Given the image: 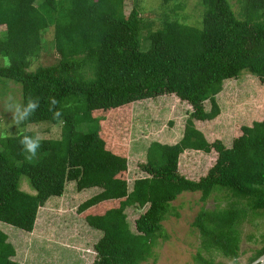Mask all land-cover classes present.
I'll list each match as a JSON object with an SVG mask.
<instances>
[{
	"label": "trees",
	"instance_id": "1",
	"mask_svg": "<svg viewBox=\"0 0 264 264\" xmlns=\"http://www.w3.org/2000/svg\"><path fill=\"white\" fill-rule=\"evenodd\" d=\"M124 2L0 0V26L6 27L0 29V79L21 84V105L29 97L40 101L19 130L7 138L0 133V223L32 232L39 210L75 182L79 191L97 189L77 210L102 232L93 263L141 264L153 255L162 222L181 193L201 192L206 201L225 190L232 200L202 207L193 221L201 245L195 257L197 264H222L204 255L218 252L241 264V225L250 212H264V117L240 124L230 144L210 139L199 125L220 118L229 82L241 86L255 78L264 88V0H201L202 19L193 24L180 15L179 2L157 30L136 7L125 13ZM51 27L58 61L31 74L26 69L40 56L43 33ZM52 97L59 120L48 110ZM168 97L186 107L182 135L173 142L152 140L136 166L142 176L132 181L134 105ZM41 122L61 123V136L41 137L29 163L19 139L35 136L28 126ZM190 151L213 158L199 177L181 170ZM23 176L33 193L21 188ZM130 208L137 213L134 228ZM263 253L264 244L248 264ZM16 254L0 228V264H23Z\"/></svg>",
	"mask_w": 264,
	"mask_h": 264
},
{
	"label": "rangeland",
	"instance_id": "2",
	"mask_svg": "<svg viewBox=\"0 0 264 264\" xmlns=\"http://www.w3.org/2000/svg\"><path fill=\"white\" fill-rule=\"evenodd\" d=\"M182 3L180 15H184L188 23H195L199 16L202 19L204 7L201 0H175L166 6L163 0H125L124 11L129 13L136 7L143 20L152 29L162 27V17L165 13L171 14V8ZM169 10V11H168ZM201 11V12H200ZM5 31V25L0 26ZM147 31V30H145ZM142 33L141 48L148 49L149 42ZM44 49L33 63L51 65L58 61L53 39V27L43 33ZM7 61V59H5ZM4 84L0 81V133H14L20 129L12 126L5 128L12 119V114L5 110V101L9 96L21 104V84L11 80ZM8 90L6 91V89ZM6 93H3L5 92ZM222 114L220 118L204 122L199 126L205 130L210 139L220 138L230 144L242 123L251 124L256 118L264 117V88L254 78L247 85L238 86L229 82L227 90L222 94ZM175 106L174 109L171 108ZM242 114V116H241ZM133 134L129 141L130 147V174L129 179L142 176L138 171L137 163L144 160L145 149L152 140L173 142L182 135L187 111L185 105L174 97L158 98L155 101L135 103L133 109ZM241 117L243 118L240 121ZM240 121V122H239ZM173 122V124L171 123ZM28 129L41 137H60L61 123L53 124L41 122L31 124ZM174 134L175 138L169 135ZM211 157L202 152H187L181 158V170L190 177H199L210 166ZM21 188L34 192L27 177L23 176ZM97 192V189L79 191L75 182L68 184L63 196L51 200L39 210L36 226L32 232L18 229L12 225L0 223L9 235L17 254L13 257L23 264H94V244L102 236V232L91 227L78 213V206ZM201 192H183L173 202V213L163 220V234L156 239L153 255L141 264H197L196 254L199 251L200 234L193 226V221L202 207L212 209L216 206H225L234 197L225 190H218L206 200L201 199ZM134 208L128 210L129 221L134 228V219L137 216ZM178 213V214H176ZM241 264H248L249 258L264 244V212H250L241 225L240 236ZM211 256L216 263L233 264V260L221 253H204Z\"/></svg>",
	"mask_w": 264,
	"mask_h": 264
},
{
	"label": "clouds",
	"instance_id": "3",
	"mask_svg": "<svg viewBox=\"0 0 264 264\" xmlns=\"http://www.w3.org/2000/svg\"><path fill=\"white\" fill-rule=\"evenodd\" d=\"M36 70L37 66L35 64L26 69V71L31 74H35ZM57 103L55 97L50 98L48 110L52 112L54 120H59L62 115V112L56 107ZM39 107V99H32L29 97L27 103L21 105L16 102L13 97L9 96L5 101V110L12 114V119L9 124L5 125V128L8 129L12 126L18 127L24 121L28 120ZM5 138H7V133H5ZM19 143L22 146L23 152L26 154L25 160L29 163L33 162L37 158V150L41 147L40 134L35 136L24 135L19 139Z\"/></svg>",
	"mask_w": 264,
	"mask_h": 264
},
{
	"label": "water",
	"instance_id": "4",
	"mask_svg": "<svg viewBox=\"0 0 264 264\" xmlns=\"http://www.w3.org/2000/svg\"><path fill=\"white\" fill-rule=\"evenodd\" d=\"M249 264H264V253Z\"/></svg>",
	"mask_w": 264,
	"mask_h": 264
}]
</instances>
